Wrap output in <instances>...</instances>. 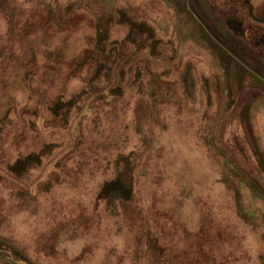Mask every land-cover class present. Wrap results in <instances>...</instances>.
Listing matches in <instances>:
<instances>
[{
	"label": "rangeland",
	"instance_id": "1",
	"mask_svg": "<svg viewBox=\"0 0 264 264\" xmlns=\"http://www.w3.org/2000/svg\"><path fill=\"white\" fill-rule=\"evenodd\" d=\"M242 45L264 0H0V264H264Z\"/></svg>",
	"mask_w": 264,
	"mask_h": 264
},
{
	"label": "trees",
	"instance_id": "2",
	"mask_svg": "<svg viewBox=\"0 0 264 264\" xmlns=\"http://www.w3.org/2000/svg\"><path fill=\"white\" fill-rule=\"evenodd\" d=\"M186 12L188 14H190L187 10H186ZM241 47L243 48V50L245 49L248 52V55L250 56L251 61L253 63H255V65L257 66V67H254V66L253 67L260 73V75H262L264 77V58L262 59V57L259 55L255 56V54H253V52L248 50L245 47V45H242ZM226 56H228V58H230V60H232L234 63L238 64L243 69V65L241 63L237 62L234 58H232L231 55H229L227 52H226ZM244 70H246V72L250 74V76H251L250 78L252 79V81H256L257 84H263L264 85V80L262 78H260L256 74H253L252 72H249L246 68H244ZM225 73H228V72H225ZM241 77H242L241 73H235L234 74V78L236 80L235 83H237V84H238V82L241 83L243 81V79ZM253 89H259V87H257L255 85V86H253ZM261 93H262V91L254 90V92L252 93L251 99L256 98L258 96H261Z\"/></svg>",
	"mask_w": 264,
	"mask_h": 264
},
{
	"label": "water",
	"instance_id": "3",
	"mask_svg": "<svg viewBox=\"0 0 264 264\" xmlns=\"http://www.w3.org/2000/svg\"><path fill=\"white\" fill-rule=\"evenodd\" d=\"M236 58V57H235ZM239 62H241L242 64H244L246 67H248L242 60H240L239 58H236ZM249 68V67H248ZM256 73V72H255ZM257 76L261 77L264 79V77L262 75H260L259 73H256Z\"/></svg>",
	"mask_w": 264,
	"mask_h": 264
}]
</instances>
